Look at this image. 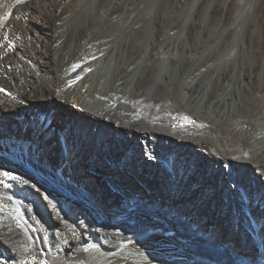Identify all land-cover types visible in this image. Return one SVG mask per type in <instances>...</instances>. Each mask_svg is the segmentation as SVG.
<instances>
[{
	"label": "bare ground",
	"instance_id": "1",
	"mask_svg": "<svg viewBox=\"0 0 264 264\" xmlns=\"http://www.w3.org/2000/svg\"><path fill=\"white\" fill-rule=\"evenodd\" d=\"M0 172V264H264V0H0Z\"/></svg>",
	"mask_w": 264,
	"mask_h": 264
},
{
	"label": "rangeland",
	"instance_id": "2",
	"mask_svg": "<svg viewBox=\"0 0 264 264\" xmlns=\"http://www.w3.org/2000/svg\"><path fill=\"white\" fill-rule=\"evenodd\" d=\"M197 14V12L194 14V15H196ZM40 28V31H42V32H44L46 29L43 27V26H40L39 27ZM49 29H50V31H51V27H49ZM49 31V32H50ZM48 32V31H47ZM49 34V33H48ZM46 35V34H45ZM10 34H6V39L8 40V39H10ZM9 37V38H8ZM93 98V97H92ZM142 100L144 99L143 97L141 98ZM112 104H114V102H112ZM71 106V108L73 109V111L75 112V113H79L80 112V110H81V108L78 106H76L75 104H72V105H70ZM43 110L46 112V106H43ZM47 111L49 112V113H52V109H50V108H47ZM97 129L98 128H95V132H97ZM26 133V132H25ZM30 132H28L27 134L28 135H30L29 134ZM36 134V133H35ZM34 135V134H33ZM191 135H192V133H191ZM51 139H52V142H54V143H56L57 144V137H56V134L54 133L52 136H51ZM59 140L60 141H62L63 142V137H62V139L61 138H59ZM24 150H26L27 148H23ZM75 150V149H74ZM73 150V151H74ZM75 152V151H74ZM55 155V153L53 154V156ZM44 163H45V161H43ZM43 166H46L45 164H43ZM106 166V165H105ZM49 168L47 169L48 170V172H51L52 171V164H49V166H48ZM81 168V167H80ZM92 169H95L94 167H92V166H90V169L89 170H92ZM106 169H107V167H106ZM124 172H126L127 173V177L130 179V180H132L133 181V179H134V175H133V173L131 172V173H129L128 171H126V169L124 170ZM91 176L94 178V179H96L95 177H94V175H92L91 174ZM69 180V179H68ZM69 182V181H68ZM115 184L122 190V191H125L126 192V190L123 188V186H122V184L118 181V180H116L115 181ZM81 190V188H79V191ZM99 194V193H98ZM29 199V200H28ZM28 199H26V200H20V203L22 204V205H27L28 204V202L29 201H32L33 200V195H30L29 196V198ZM102 200H103V198H102ZM24 202H26V204L24 203ZM33 202V201H32ZM98 202H102L101 200H98ZM34 208H38L37 210L38 211H42V210H44L45 208H44V206L43 205H39L38 204V202H34ZM107 211V212H106ZM107 213H108V210H105V214L107 215ZM197 229V228H196ZM205 236H207V238H209L208 237V235L206 234ZM220 243H223L224 244V242L223 241H221L220 240ZM223 248L225 249L226 248V246L225 245H223ZM230 251H232L231 249H230ZM244 257V256H243Z\"/></svg>",
	"mask_w": 264,
	"mask_h": 264
},
{
	"label": "snow or ice",
	"instance_id": "3",
	"mask_svg": "<svg viewBox=\"0 0 264 264\" xmlns=\"http://www.w3.org/2000/svg\"><path fill=\"white\" fill-rule=\"evenodd\" d=\"M76 67H79V65H77ZM0 175L8 177L10 179H16L15 176H12L9 172H0ZM0 183H2V181H0ZM88 249H85V251H87Z\"/></svg>",
	"mask_w": 264,
	"mask_h": 264
}]
</instances>
